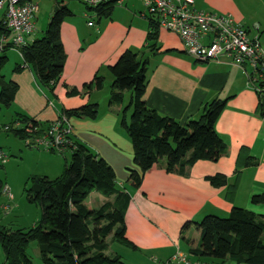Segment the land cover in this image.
Wrapping results in <instances>:
<instances>
[{"label":"crops","instance_id":"obj_1","mask_svg":"<svg viewBox=\"0 0 264 264\" xmlns=\"http://www.w3.org/2000/svg\"><path fill=\"white\" fill-rule=\"evenodd\" d=\"M48 1L51 5L38 1L35 31L25 37V44L36 39L35 34L44 32L56 6L55 0ZM74 2L80 3L79 6L73 7ZM82 2L63 0L72 15L60 27L65 63L53 92L39 83L34 71L23 63L16 51L4 53L8 59L5 75V68L2 72L4 80L9 78L17 85L11 106L0 107V124L5 134H10L6 126L17 113L40 123H54L65 110L98 103L96 121L68 119V123L72 127L71 136L112 168L118 190L130 196L123 218L124 238L134 249L113 241L110 236L108 250L111 245L119 246L109 255L120 256L125 264H161L179 251L199 264H215L189 252L199 244L196 223L210 215L226 218L233 207L264 216V204L251 202L252 197L264 195V97L257 96L242 71L228 59L198 63L183 52L178 36L159 30V51L149 57L147 65L145 105L161 116L184 124L198 118L206 103L226 100L215 131L227 144V152L216 162L197 161L170 173L161 160L144 174L138 189L131 188L127 182L128 169L137 168L133 163L132 145L118 125L121 107H109L103 94L104 86L90 94L68 95L67 91L72 88L80 91L96 74L104 77V85L106 81L111 85L112 77L107 68L127 50L139 51L141 56L147 57L144 45L148 14L140 0H126L122 6H114L108 18H97ZM195 6L218 15H229L251 34L257 25L264 45V0H195ZM3 13L1 10L0 19ZM42 16L45 18L43 29L39 21ZM17 66H21V70L16 72ZM9 110H12L9 120L3 122ZM40 148L42 150L27 152L18 144L15 154L35 158L27 176H59L63 167L61 156L54 157L55 153ZM45 172L53 175L49 177ZM217 175L226 178L225 185L211 184L209 178ZM93 193L88 197L94 195L97 200L92 209L113 201V197ZM185 224L188 225L183 229ZM262 241L264 243V235ZM222 264L241 263L227 259Z\"/></svg>","mask_w":264,"mask_h":264},{"label":"trees","instance_id":"obj_2","mask_svg":"<svg viewBox=\"0 0 264 264\" xmlns=\"http://www.w3.org/2000/svg\"><path fill=\"white\" fill-rule=\"evenodd\" d=\"M55 1L54 12L42 36L20 49L23 63L34 71L39 83L51 92L63 73L65 63L60 27L72 15L63 5V0ZM82 3L97 18H108L114 8L109 3L95 7ZM1 17L0 38L8 35L4 13ZM148 22L144 45L148 56L143 57L139 51L127 50L113 66L107 68L112 77L108 105L121 107L118 125L133 149V163L137 170L128 169L127 180L133 189L140 187L144 174L161 160L170 173L190 167L197 161L216 162L227 152V144L215 131V123L225 108L226 100L216 99L206 103L198 118L189 119L184 124L161 116L145 105L143 96L148 82L149 57L159 51L158 25L150 17ZM8 50L0 55L1 108H9L17 92V85L5 81L2 74L8 61L4 53ZM20 70L21 66L15 68L16 72ZM104 81V77L96 74L80 91L72 88L67 94L99 91ZM257 96L262 98L264 94L257 93ZM16 115L11 124L6 126V132L24 142L29 139L30 145L26 146L31 148H34L33 140L44 137L53 124L40 123L20 113ZM62 117L67 120L96 121L99 104L91 102L78 109L65 110L59 119ZM66 138L70 144L65 145L62 152L42 147L47 152L68 155L59 176L53 179L35 176L27 190L29 201L38 202L41 206L37 225L28 230L0 228V245L6 264H35L27 254L31 242L37 243L42 264H125L120 256L106 254L110 236L113 241L134 249L124 238L123 218L130 200L129 194L118 190L114 171L97 153L76 141L71 134ZM209 181L216 187L226 184V178L221 175L211 177ZM3 187L0 181V193ZM93 192L113 197V201L92 209L86 200ZM251 202L264 204V195L252 197ZM195 225L200 232V239L198 246L189 251L190 254L215 264H222L227 259L241 264H264V216L233 207L226 218L210 215Z\"/></svg>","mask_w":264,"mask_h":264},{"label":"built area","instance_id":"obj_3","mask_svg":"<svg viewBox=\"0 0 264 264\" xmlns=\"http://www.w3.org/2000/svg\"><path fill=\"white\" fill-rule=\"evenodd\" d=\"M89 7L99 4L122 6L126 0H82ZM148 17L164 30L179 37L183 52L199 63L220 62L228 59L244 74L248 85L257 93L264 94V45L260 41L259 28L254 33L236 23L229 15H218L196 8L195 0H140ZM4 11L7 36L0 38V55L7 48L16 51L25 45V37L35 31L38 4L27 0H0V11ZM92 26V23H88ZM30 132V129L26 130ZM72 127L65 117L54 122L44 137L33 140L34 147H43L62 152L70 144L66 138ZM30 145V140H26ZM5 155L0 149V162ZM4 192L7 191L5 187ZM12 195L10 194V199ZM5 209L7 207H4ZM161 264H199L185 254L177 252Z\"/></svg>","mask_w":264,"mask_h":264},{"label":"rangeland","instance_id":"obj_4","mask_svg":"<svg viewBox=\"0 0 264 264\" xmlns=\"http://www.w3.org/2000/svg\"><path fill=\"white\" fill-rule=\"evenodd\" d=\"M37 4L40 0H34ZM42 2L46 4H50L51 2L48 0H41ZM70 2V1H69ZM80 3L74 2L71 4L73 7L79 6ZM117 7V6H116ZM40 19V26L42 29L44 28L43 22L44 17H41ZM43 34V33H42ZM42 34L39 35L35 34L36 39L40 38ZM7 71V67H5L3 74L5 75ZM7 81H10L8 78ZM110 82L105 83L104 85V96L107 97V103L109 98V84ZM128 99V94L125 96V100ZM3 112V110L1 111ZM12 110L7 111L6 118L3 122H6L9 120V115L11 114ZM4 113V112H3ZM1 122V123H3ZM18 144L23 146V149L25 151H35L36 149L42 150L40 147L38 148H31L26 146V142L20 141L13 137L10 134H5V131L3 130L2 125L0 124V149L5 155L4 162H0V181H2L4 187H6L7 191L0 193V228L6 227L11 230H28L34 225H37V223L40 220L41 217V206L38 202L35 201H29L28 198V192L27 190L30 189L32 185V178L35 176L28 177L27 172L32 169L33 163L35 161V158L31 156V159L26 156H20L18 154H15V152L18 149ZM54 157L61 156L59 158L64 165V158L63 155L59 154H53ZM68 158L67 156H64ZM9 162V163H8ZM30 173V172H29ZM47 173L49 177H51L53 174L51 172H45ZM40 177V176H38ZM53 179V178H51ZM8 183V185H7ZM7 185V186H6ZM10 194L12 195V198L10 199ZM98 194V193H93ZM99 196H102L101 194ZM97 200L95 199L94 195H92L90 198L86 200V204L88 207L93 208L96 207L95 202ZM4 207H7L6 209ZM119 245L110 246V250L106 252L107 254H110V251H113L115 248H118ZM27 254L32 259V261L35 264H42L40 260V254L37 248L36 242H31L27 249ZM0 264H6L4 261V253L2 251L1 245H0Z\"/></svg>","mask_w":264,"mask_h":264}]
</instances>
